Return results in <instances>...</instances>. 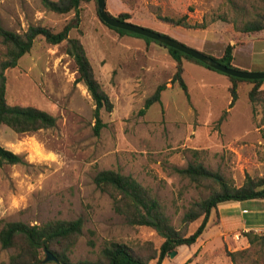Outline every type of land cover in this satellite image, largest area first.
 Wrapping results in <instances>:
<instances>
[{
	"label": "rangeland",
	"instance_id": "rangeland-1",
	"mask_svg": "<svg viewBox=\"0 0 264 264\" xmlns=\"http://www.w3.org/2000/svg\"><path fill=\"white\" fill-rule=\"evenodd\" d=\"M232 2L234 6L225 0H105V6L112 16L126 13L129 23L215 58L222 55L227 43L245 41L236 50L232 65L240 71L261 72L264 44L249 42L246 34L235 32L230 22L219 19L231 20L236 7L250 11V4L260 6L264 0ZM185 15L189 24L205 22L207 28L184 29L161 20ZM213 19L216 21L211 22ZM70 22L74 28L69 37L81 41L113 109L102 112L105 126L95 136L93 102L84 85L75 82V66L64 53V44L34 41L31 51L5 73L6 102L43 110L56 118V126L28 134L0 126V146L24 162L0 166V229L4 222L40 225L54 219L81 218V235L66 252L70 263L98 261L110 242L124 244L148 260L162 239L154 230L128 225L115 214L112 199L96 188L94 177L103 170L131 176L151 191L171 225L181 230L184 212L209 192L175 169L199 163L233 187H241L247 177H264V85L252 103L248 99L250 84H240L238 98L230 107L226 76L184 62L186 96L170 82L175 63L167 51L152 42L119 36L99 20L95 2L81 4L75 16L73 12H49L40 0H0V28L6 30L23 33L29 26L40 25L59 32ZM5 53L0 40V62ZM161 84L166 89L160 103L141 114L145 100ZM239 203L218 205L196 243L176 248V254L162 264H232L226 253L247 249L248 244L243 231L225 229L221 212L233 206L255 212L263 206L260 200ZM256 218L264 227V215H245L247 221ZM200 221L193 222L186 234ZM253 231L264 236V229ZM11 253L0 248V264H6ZM41 257L44 262L46 254ZM245 264H264V245L254 247Z\"/></svg>",
	"mask_w": 264,
	"mask_h": 264
},
{
	"label": "trees",
	"instance_id": "trees-1",
	"mask_svg": "<svg viewBox=\"0 0 264 264\" xmlns=\"http://www.w3.org/2000/svg\"><path fill=\"white\" fill-rule=\"evenodd\" d=\"M40 1L42 6L49 12L59 15L73 12L75 16L78 15L81 4L96 3V0ZM225 2L234 6L232 0H225ZM236 8H233L236 9V16L231 20L225 17L223 19L220 17L221 19L219 20L230 22L233 30L240 34H246L248 40L264 38V4L260 6L250 4V11L245 6ZM112 17L123 22H129L130 19L126 13ZM161 20L167 24L191 30H204L208 26V23L205 22L189 24L186 15L179 18L162 17ZM215 21L213 19L211 22ZM104 25L119 36L142 39L164 48L175 63V72L170 82L173 85L177 84L178 88L186 96H188V90L183 79L184 62L200 65L208 70L218 72L190 56L151 39ZM73 28L74 26L71 22L67 23L59 32H53L49 28L40 25L29 26L23 33L0 28V40L6 50L4 60L0 62V126H6L16 134L34 133L39 130L52 129L56 126V118L43 110L29 106H11L6 102V71L17 66L18 61L31 51L36 39H42L52 46L64 44V53L72 59L75 66L77 75L75 82L84 85L93 102V117L95 120L93 133L95 136L99 135L105 126L101 119L102 112L110 113L113 105L96 80L81 41L78 38L69 37V32ZM244 42L239 45L237 43H227L222 55L218 58L203 54L228 68L236 69L232 65L234 51L245 44ZM224 76L230 81V86L228 87L231 98L230 107L234 105L238 98L237 89L239 84L247 83L253 85L248 92V99L252 103L264 85V80H241L227 75ZM165 89V84H161L156 88L154 93L145 100L141 114L152 105L160 103L161 93ZM23 163V159L19 155L0 146V166ZM175 172L197 186L206 187L209 192L205 199L191 203L184 212L181 218V230H177L171 225L160 202L151 194L148 188L142 186L134 178L113 170L98 172L94 177V184L100 192L110 196L115 214L123 217L128 225L143 226L154 230L162 239V243L148 260L136 256L124 244L110 242L101 250L98 261H84L74 264H150V261H154L153 264H162L164 259L174 252L176 248L181 246L190 247L196 243L208 223L211 212L218 205L254 200H260L264 205V177H247L241 187H233L228 185L219 174L211 172L199 163H190L183 169H175ZM198 219H201L198 227L192 233L186 234L187 228ZM82 226L83 221L81 218L73 221L54 219L40 225L4 222L0 229V248L2 250H12L6 264H43L41 255L46 251L56 258V261H52V264H72L66 252H69L70 247L81 235ZM243 237L247 241V249L226 253L232 264H238L239 260H242L243 264H245L249 258L250 251L256 246L262 247L264 245V236L255 233L253 230L244 232Z\"/></svg>",
	"mask_w": 264,
	"mask_h": 264
},
{
	"label": "water",
	"instance_id": "water-1",
	"mask_svg": "<svg viewBox=\"0 0 264 264\" xmlns=\"http://www.w3.org/2000/svg\"><path fill=\"white\" fill-rule=\"evenodd\" d=\"M96 4H97V13L99 19L109 27L127 31L151 39L155 42H158L161 45L170 47L187 56H190L191 58L204 64L205 66L215 71H218L224 75H227L229 77H233L241 80H264V72H245V71L228 68L225 65L219 63L218 61L214 60L213 58L199 51L191 49L174 39L152 32L148 29L135 26L129 22L120 21L117 18L112 17L110 14H108L106 10L105 0H96ZM45 253H46V257L44 259V262L56 261V258L50 252L46 251ZM175 254L176 252L174 251L170 253L169 256L172 257Z\"/></svg>",
	"mask_w": 264,
	"mask_h": 264
},
{
	"label": "crops",
	"instance_id": "crops-1",
	"mask_svg": "<svg viewBox=\"0 0 264 264\" xmlns=\"http://www.w3.org/2000/svg\"><path fill=\"white\" fill-rule=\"evenodd\" d=\"M249 42H252L255 44L256 43H263L264 44V40H262V38L261 39H258V38L255 39L254 38L252 40H249ZM240 47H242V46H240ZM240 47H238L236 50H238ZM254 49H255V45L253 47V50ZM236 50L234 51V54H235ZM263 54H264V52H263ZM234 60H235V55H234ZM251 66L253 68L254 64L252 63ZM259 69H260L259 71L264 72V66H262V67L260 66ZM239 85H238V87H239ZM229 86H230V84H229ZM250 86L252 88L253 85L250 84ZM238 204H240V203L238 202ZM232 208L233 209H227L226 211L221 212V223L225 227L226 230H241L243 232H247L249 230L258 231V230L264 229V227L262 226L263 225L262 220H258V218L254 219V220L252 219L249 221L245 220V215H249V214L251 216H262V215H264V205L257 207L255 212H253L251 208H246V207L242 208V210L237 209L234 206Z\"/></svg>",
	"mask_w": 264,
	"mask_h": 264
}]
</instances>
